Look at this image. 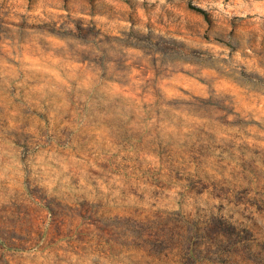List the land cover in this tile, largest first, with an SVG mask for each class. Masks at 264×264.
Instances as JSON below:
<instances>
[{
    "label": "rangeland",
    "instance_id": "rangeland-1",
    "mask_svg": "<svg viewBox=\"0 0 264 264\" xmlns=\"http://www.w3.org/2000/svg\"><path fill=\"white\" fill-rule=\"evenodd\" d=\"M0 264H264V0H0Z\"/></svg>",
    "mask_w": 264,
    "mask_h": 264
}]
</instances>
